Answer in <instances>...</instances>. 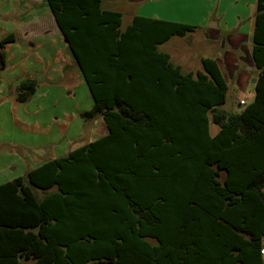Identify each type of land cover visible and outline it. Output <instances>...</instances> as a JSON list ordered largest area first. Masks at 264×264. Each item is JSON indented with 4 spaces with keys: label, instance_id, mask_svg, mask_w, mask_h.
<instances>
[{
    "label": "trees",
    "instance_id": "16d2710c",
    "mask_svg": "<svg viewBox=\"0 0 264 264\" xmlns=\"http://www.w3.org/2000/svg\"><path fill=\"white\" fill-rule=\"evenodd\" d=\"M46 1L94 99L82 117L108 133L0 184V264H264V0L256 97L240 111L223 107L215 58L184 72L159 50L197 26L135 15L122 28L103 0ZM37 87L21 81L17 100Z\"/></svg>",
    "mask_w": 264,
    "mask_h": 264
},
{
    "label": "rangeland",
    "instance_id": "374dc122",
    "mask_svg": "<svg viewBox=\"0 0 264 264\" xmlns=\"http://www.w3.org/2000/svg\"><path fill=\"white\" fill-rule=\"evenodd\" d=\"M103 6L122 12V28L131 22L134 15L196 25V31L188 32L185 36H173L161 44L159 50L169 53L171 61L180 65L184 72L201 68L202 58L222 59L224 75L229 84L227 101L223 107L228 111H240L244 107L239 104L240 99L249 101L252 82L248 79V64L251 62L252 30L257 0H115L110 3L104 0ZM42 24H46L47 27L44 29L50 30L49 33L40 32ZM30 26L37 30L29 32ZM26 29L33 35V39H37L35 41L57 39L59 29L47 1L0 0V41L11 33L24 32ZM207 32L210 34L215 32L216 36L211 34L208 38ZM50 33L53 35L50 36ZM219 36L220 39L217 38ZM58 37L62 38L60 35ZM3 49L0 47V56ZM2 63L0 58V65ZM237 65H240V68H237ZM242 71H245L243 79ZM79 74L82 78V87L74 86L78 84H74L76 79L65 83L63 95L65 98L70 97V101L65 100L70 106L79 107L78 109L84 113L93 107L94 99L80 71ZM2 80L0 75L1 85ZM74 111H69L64 117L59 116L56 122L60 129L65 130L69 124L81 120L79 128L81 140L76 146L94 141L108 133L100 114L86 118L82 117V113L76 115L77 111ZM217 130L218 127L212 124V132L215 133ZM17 150L7 143L0 144V184L24 176L29 169L38 165L32 157L35 156L34 153L21 148ZM235 232L239 233L240 228L235 229Z\"/></svg>",
    "mask_w": 264,
    "mask_h": 264
},
{
    "label": "crops",
    "instance_id": "0c3cea01",
    "mask_svg": "<svg viewBox=\"0 0 264 264\" xmlns=\"http://www.w3.org/2000/svg\"><path fill=\"white\" fill-rule=\"evenodd\" d=\"M107 1L110 3L115 0ZM134 16L131 17V21ZM53 19L55 21L54 16ZM50 20L52 21V18ZM45 25L42 24L39 30L42 33H49L50 30L44 29L47 27ZM36 30L35 27L29 28L31 33ZM29 32L26 29L24 32L9 34L13 35V38L3 47L4 56H0L3 62L0 65V75L3 78V83L0 84L2 90L0 92V144L7 143L16 151H18L17 148H21L26 152L34 153L35 156L32 157L36 160L38 164L36 167H38L48 160L65 156L78 148L76 144L81 140L79 129L81 120L74 121L72 125L69 124L65 130L60 129L56 121L60 118L59 116L68 115L69 111L76 110V115H81L79 107L70 106L69 102L65 101L70 97H64L63 87L65 83L76 79L74 84H78L74 86L78 85L77 87L81 88L82 78L60 29L56 35L57 39L46 42L35 41L37 39H33V35ZM207 33L208 38L211 34L216 36L215 32ZM52 35L53 33H50V36ZM59 35L62 38H59ZM217 38L220 39V36ZM216 60L223 71V60L219 58ZM250 61L248 79L252 82V90L249 92V101L245 99L247 104L255 100L256 86L260 76V71L256 68L252 57ZM237 68H240V65H237ZM243 73L245 71L241 72L242 79L245 77ZM25 79L36 80L38 87L28 101L19 102L17 100L18 85ZM60 102H62L61 105Z\"/></svg>",
    "mask_w": 264,
    "mask_h": 264
},
{
    "label": "built area",
    "instance_id": "2783aa9c",
    "mask_svg": "<svg viewBox=\"0 0 264 264\" xmlns=\"http://www.w3.org/2000/svg\"><path fill=\"white\" fill-rule=\"evenodd\" d=\"M240 104L244 106V105H247V102L245 99H243L240 101ZM262 254H264V249H262Z\"/></svg>",
    "mask_w": 264,
    "mask_h": 264
}]
</instances>
